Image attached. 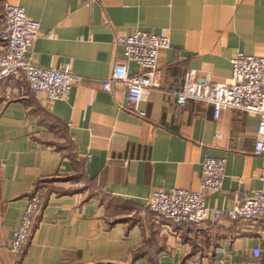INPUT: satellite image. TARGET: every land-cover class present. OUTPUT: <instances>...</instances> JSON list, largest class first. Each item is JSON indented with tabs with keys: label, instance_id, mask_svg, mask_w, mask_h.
Instances as JSON below:
<instances>
[{
	"label": "crops",
	"instance_id": "crops-1",
	"mask_svg": "<svg viewBox=\"0 0 264 264\" xmlns=\"http://www.w3.org/2000/svg\"><path fill=\"white\" fill-rule=\"evenodd\" d=\"M39 23L32 60L83 76L62 99L47 101L19 77L0 81V264H264V225L215 209L264 191V155L253 151L257 113L221 109L173 92L185 75L229 80L231 57L264 54V0H0ZM135 29L165 33L156 85L136 107L124 85L104 90L114 60L130 73L116 37ZM205 156L225 157L224 178L205 193L206 219L177 232L148 208L155 189H197ZM42 202L23 249H10L27 197Z\"/></svg>",
	"mask_w": 264,
	"mask_h": 264
},
{
	"label": "built area",
	"instance_id": "built-area-1",
	"mask_svg": "<svg viewBox=\"0 0 264 264\" xmlns=\"http://www.w3.org/2000/svg\"><path fill=\"white\" fill-rule=\"evenodd\" d=\"M38 34V21L28 17L21 5L8 1L1 3L0 81L19 77L33 93L42 95L47 101L62 99L83 76L72 71L68 65L54 68L34 62L32 47ZM116 44L121 47L123 55L137 63L141 70L130 73L125 63L114 60L109 75L101 79V86L104 90H110L112 83L121 82L128 101L138 114L143 115L145 111L136 105L147 100L150 89L157 83L155 76L159 50L169 46V38L165 33L135 29L132 33L118 35ZM231 64L229 80L197 79L188 72L173 92L181 105L188 99L211 104L215 117L227 107L257 113L259 120L253 151L256 155H264V54L237 51L231 57ZM225 163V157H203L197 189H155L148 198V208L158 219L166 220V225L173 232H177L185 223L203 222L207 217L205 193L220 187L225 175ZM259 178L264 180V167L260 169ZM42 195L38 187L28 195L20 224L12 232V251L19 252L26 244ZM226 216L251 228L263 226L264 191L257 189L244 193L234 207L215 209L211 220L219 222ZM177 264H201V261L199 257H191ZM213 264H224V261L216 257Z\"/></svg>",
	"mask_w": 264,
	"mask_h": 264
}]
</instances>
